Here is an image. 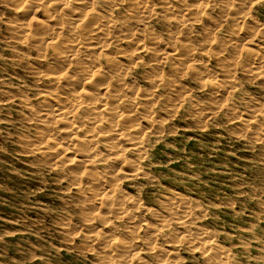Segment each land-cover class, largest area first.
<instances>
[{"label":"clouds","instance_id":"1","mask_svg":"<svg viewBox=\"0 0 264 264\" xmlns=\"http://www.w3.org/2000/svg\"><path fill=\"white\" fill-rule=\"evenodd\" d=\"M0 264H264V0H0Z\"/></svg>","mask_w":264,"mask_h":264}]
</instances>
